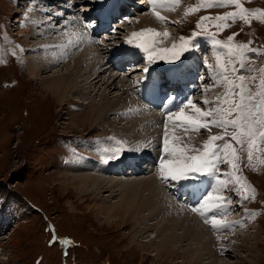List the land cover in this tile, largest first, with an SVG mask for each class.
<instances>
[{"label":"rangeland","instance_id":"obj_1","mask_svg":"<svg viewBox=\"0 0 264 264\" xmlns=\"http://www.w3.org/2000/svg\"><path fill=\"white\" fill-rule=\"evenodd\" d=\"M62 1L66 3L64 0H55V3H48V7L55 12L62 7ZM103 1L72 0L70 9H74L77 16L82 14L79 17L82 18L85 24L84 30L91 29L90 27L99 25L100 22L107 21L106 23H108V20L112 18L106 13L113 8L106 7ZM113 1L118 3L119 0ZM139 1L135 0L136 3L131 4L133 7L131 15L134 18H132L133 16H127L126 11L129 12L130 8L126 9L125 7V12L118 15L119 19L117 18V22L115 20L116 23H113L116 18L113 17V21L109 22L110 25L107 24L106 28L100 30L101 32H106L100 35H93L91 39L85 37L90 39L91 42H98L95 43L97 49L93 53L97 54L94 56L102 61L100 63L102 75L107 78H119V82L123 81L121 84H124L125 77L122 74H118L115 66L112 65L110 67L113 62H110V65L103 64L106 56L99 47L102 45L101 47L103 48L112 49L126 47V45L135 46L131 47V49H134L133 56L135 59L132 63V68L126 69V73H130L134 69H142L147 63H150L149 61L142 65L140 62L137 63L136 56L140 51L136 45L140 43V40H134L135 43L133 42V44H128L127 42L132 38V34L135 33H127L129 29L131 31L135 29L131 21L138 18L141 14H147V11L150 10L142 8V4ZM126 2L124 3L125 5L127 4ZM215 2L216 0H179V11L184 13L180 14V17L175 16V19H171L164 24L160 23L159 20L154 28L157 30H153V32H159L161 35L160 40L157 36L149 34V37L151 36L157 42L158 50L167 49L169 52L173 50L181 51V45L184 44V41L191 40L196 35L211 34V37L206 38L211 41H208V46H211L210 49L208 48V52L211 51L209 54L211 55V60L205 57V64L202 67L209 76L205 77V79L210 80L211 72L212 76L220 82L222 92L215 99L211 98L208 92L215 89L211 88L214 87L213 80H211V84L202 86L204 92H202L203 90L200 87V91L197 92L199 95L195 106L202 111L210 110L211 106L213 109L218 106H224L223 99L229 87L224 80V76L227 75L228 79L233 80L240 74L239 72L231 71L232 65L235 64L238 69L241 61V56L236 51L237 45L246 44L249 49L256 50L255 55L251 51H246V59L244 60L246 70L243 75L246 79L256 78V83L250 85L252 91L254 93L260 91L261 81H264V55H262L264 54V0H241L242 7L249 10L246 15L250 23L241 19H218L228 13H239L241 8L234 4L216 7L204 6ZM44 7H46L44 0H0V264H166L165 260L164 263L160 259L161 255L156 258L150 256L151 253H148L146 249L145 251L142 250L146 242L144 243L141 240L140 233L142 229L140 228L143 227L142 225L146 221L140 227L136 226V230H134L133 225L134 223L136 224L137 219L140 222L142 218H146V215H148V210L145 209L148 207H142V203L140 205V201L144 200L143 198L138 199L139 203L136 202V206L133 207L134 213L132 218H130V223L127 221L119 223L121 222L120 218L110 215V210L113 211L115 208H118V211L124 210L122 206L128 200L124 193H120L121 191L113 194L112 192L100 193L98 197L82 195L83 182L85 181L82 178L86 177V175H82L85 173L82 168L86 165L84 163L86 162L85 157L82 156H84L86 149L83 146L84 149L79 150L82 142L83 144L96 142L104 146L101 148L100 152L102 154L99 159L101 168L99 170L103 174H110L112 166H104L105 153L115 152L122 145L119 156L108 160V162H119L124 161L125 154L127 156L130 151L123 139L116 136L115 126L117 125L112 121L115 117L114 113L112 116L106 114L104 119L91 126V124L96 122L95 117L93 121H91L92 119L83 121V116L79 115L82 112H86L78 104V102H86L83 96L75 92L72 93L70 90L66 93L65 99L68 98L72 102L62 108L63 103H60V100L61 98L63 99L62 93L63 95L65 94L62 90L70 87V85H65V87L63 85L60 91L54 89L52 92L47 93L42 87L49 85L50 74L41 72V76H35L36 78H32L29 75V66H35L31 59L37 56L35 51H29L26 48V41L29 42L31 47L36 48V46H33V43H36L33 42L35 41L34 38L29 35L31 24L37 32H42L45 29L53 35H58L59 32L55 25L48 22L47 17H42ZM193 8H198V10L190 11ZM99 10L100 12L94 13V11L97 12ZM85 11L92 15H85ZM62 13L65 14V12ZM31 14L43 19V24L36 25V23H33L31 20L36 17L28 18ZM188 14H192L194 16L193 19H195L189 20ZM23 16L25 17L23 18ZM130 18L132 19L129 20ZM62 20L63 23L61 24L63 25L66 20L64 18ZM83 22H79L77 26L78 28L80 27L79 29L84 35H87L86 31H82ZM109 27L113 29L109 31ZM121 28L124 30L121 31ZM162 28L166 31L161 30ZM168 30L176 33L175 36ZM140 32L142 31L138 33ZM122 33L123 35L120 39L112 40V37ZM164 33H168V35L164 36ZM176 35L178 38L174 40L173 37H176ZM108 37L110 40H108ZM229 37H233V39L229 41ZM182 38L184 39L182 40ZM196 42L200 44L199 40L194 43ZM104 43L106 44L105 46H103ZM174 46H176L175 49ZM185 47L187 50L183 52L182 57L179 59L166 54L163 62L160 61L162 59L159 56H155L152 62L159 64L162 62L161 65L164 68H168L178 64L181 60L183 61L188 55L196 54L194 51H199L201 55L203 54L198 46L195 49H192L190 44L185 45ZM143 57L147 58V54L144 53ZM197 57L191 60H197ZM113 61L116 62V56ZM130 64L128 63L127 65L130 66ZM135 64L136 67L134 68ZM225 67L229 69L227 73L224 71ZM113 68L115 71H111ZM179 72L180 69L177 68L171 70V73L176 75L175 78L180 77ZM132 73L130 76L132 77V83L130 85L133 88L138 74L132 76ZM91 74L84 72L81 78L85 79ZM169 75L170 73L168 72L166 77L171 79ZM130 77L127 75V81ZM43 82L47 85H43ZM236 82L239 83L238 80ZM192 83L195 82L193 81ZM60 84L58 83L59 86L62 85ZM105 87L101 83L98 84V82L92 87L91 90L94 91L91 94L92 99H90L92 103H101L102 107L104 103L113 104L116 95L121 97L117 105L128 98H131L134 103L139 102L131 91L124 94V91L116 90L110 95L111 90H105ZM100 91L107 94L105 102L99 97L102 94ZM217 98L220 99L218 100ZM233 99L236 102L239 100L238 97H233ZM204 100H208V103L205 104ZM169 101L172 107H175L176 100L174 96H171ZM88 106L84 104L82 107L86 109ZM145 108L149 107L145 105ZM167 110L168 108H162L161 117L168 114L166 113ZM174 116L176 126H173V128L180 129V121L176 119L175 113ZM194 118L202 119V122H204L205 119L211 121L220 117L213 114V116L207 118H200L199 116ZM105 119L106 121H104ZM213 126L211 124L207 129L202 128L204 130L203 135L211 133L212 135L208 134L210 137L223 136V139L215 141L213 146H222L226 142H231L236 154L239 156L238 161H233L232 159L229 161L228 158L231 157L232 152L229 149L227 162H224L223 150L220 153L221 162L219 163V174L217 173V176L219 179L228 182L226 190L221 189L217 192L215 189L219 185L214 180L206 179L204 182H197L201 185L206 184L203 189L209 191V193L207 192L209 197H224L221 200V204L224 207L218 210L216 217L226 213L229 215H227L229 218L227 225L229 222L232 223V221L238 224L235 232L228 233V229L226 231L228 235L225 238L226 249L222 257L224 260L223 264H264V162H262L264 161V142H260V145L256 142L252 150V160L249 162V138L242 136L243 143H238L232 139L233 134L237 131L236 129L232 127L224 129L217 126V128H214ZM158 130V133H162L165 136V128L158 126ZM122 133L124 134V131ZM146 134L147 132H145ZM167 134L169 133L167 132ZM210 137L201 136L197 139L203 145L199 147L200 152L195 155L205 150V145L210 140ZM117 138L121 139L122 142ZM124 138L128 141V133L124 134ZM138 140V142L135 141L131 144V147L135 148L136 151L141 148V139ZM167 140L168 151L164 149L165 140L161 139V144L160 142L153 143L155 147L152 146V150L147 152L148 155L151 154L150 157L158 158V155L161 156L163 154V157H166L169 154H173L171 149L180 148L174 136L170 137L167 135ZM105 144H107V147H105ZM143 150L141 149V151ZM144 157L147 158L148 156ZM150 159L147 158V160ZM165 161H169V159L166 157ZM92 162L95 161L92 160ZM233 162L238 164V169H233ZM225 163L228 171L221 170L225 167ZM119 164L114 163L113 165ZM150 165L154 166V164ZM126 167L129 168V166L125 165L124 169ZM234 171L235 176H229V173ZM129 173L118 175V177L121 179L126 177H146L147 179L153 175V173L143 172L132 176ZM75 177H79L81 180H76ZM237 177L240 179L237 180ZM84 183L87 184L86 181ZM161 183L163 189H165L164 180ZM193 184L195 185L196 183ZM194 189L196 190L195 186ZM203 189L197 188L198 192ZM231 192L234 195H231ZM236 194L241 199L240 203L237 201L239 198L235 197ZM123 196L125 199L122 198ZM202 196H204V192ZM144 197H146V193ZM130 200L132 202L133 198ZM144 205H147V203H143ZM136 215L138 218L134 217ZM238 218L240 219L237 220ZM132 219L136 220L133 222ZM149 220L147 219V221ZM154 222L156 220L152 219V223ZM51 223L55 225L57 237L61 239H63L62 237H72L75 241L67 252L64 251L62 245L57 241L54 242L53 246L49 243L52 235L47 233V227L48 225L51 227ZM238 229L241 231L238 232ZM222 233H225V231ZM160 240V238L159 240L157 238L156 243H159ZM189 248H191L192 252H195L198 250V245L193 241L176 245L175 249L179 253L178 257ZM176 255L174 254L173 258L168 259L167 264H178V259L181 258H177ZM207 262H210V260L207 261L205 259L202 264Z\"/></svg>","mask_w":264,"mask_h":264},{"label":"bare ground","instance_id":"obj_2","mask_svg":"<svg viewBox=\"0 0 264 264\" xmlns=\"http://www.w3.org/2000/svg\"><path fill=\"white\" fill-rule=\"evenodd\" d=\"M64 1L66 3L62 1V7L60 9L62 10V12H65V14H63L59 8L58 10L56 9L57 11L53 12V9L48 7V3L49 4L55 3V0H44V5L46 7H44L43 9L42 17H47L48 22L52 23V25H55L56 29L59 31L58 35L50 34L51 32H48V30L46 29L42 32H37L35 29H33L34 26L31 24V29H30L31 31L29 32V35L34 38L35 41L33 42L36 43H33V46H36V48L31 47L29 45V42L27 41H26V48L29 51L30 50L35 51L37 56H34L31 59L32 62H34L35 66H33L34 68L32 66L31 67L29 66V70H28L30 72L29 75L32 78H36L41 76V72L45 74L49 73L51 78L50 83L48 86L42 87V89L45 90L47 93L52 92L54 89L60 91L63 85L64 87L65 85L67 86L70 85V87H67L65 90H62V92H65L64 95L62 93L63 99L62 98L61 100L59 99L60 103H63L62 108L64 106L69 105L72 102V100L68 98L65 99L67 95L66 93H68L70 90L72 91V93L75 92L76 94L83 96L86 102L85 103L78 102V104L81 105L80 107L86 112H82L79 115L83 116L82 118L83 121L90 119H92L91 121H93L95 117L96 122L91 124V126L98 123L99 120L104 119L106 114L112 116L114 113L115 117L113 118L112 121L113 123L115 122L117 125L115 126L117 133L116 136L123 139L124 143H126L130 151L127 156L125 154L124 161H119V162L110 161L104 163V166H108V165H112V166H111L110 174L109 173L103 174L100 173L101 170H99L101 169L99 164V159L102 154L100 152L101 148H103L104 146H101V144L96 142H89L84 144L82 142L83 145L82 144L80 145L79 150L81 151V149H84V147L87 150V152L86 150L84 151L83 154L84 156H82L85 157V161H86L84 162L86 165H84V167L82 168L85 171V173L82 175L84 176L86 175V177L82 179L87 182V184L84 183L85 181L83 182L84 187H82L83 192L81 190L82 195L83 196L93 195L95 197H98L100 193L102 194V193L112 192L113 194L118 191H121L120 193L122 194L124 193V195L128 199L126 201L124 200L125 204L124 206H122L124 207V210L118 211V208H115V210L113 211L110 210L111 211L110 215H115L118 218H120L121 222L119 223H123L125 221L130 223V218H132V215L134 213L133 207L136 206V202H138V199L143 198L144 200L140 201V205L142 203V207H148L145 208L148 210V215H146V218L145 217L142 218L140 222L137 219L136 224L134 223L133 225L134 230H136V226L140 227V225L146 221L142 225L143 227L141 226L142 228H140L142 229L140 233L141 240L144 243L146 242L142 250L145 251L146 249L148 253H151L150 256H154L156 258H159L160 257L159 255H161L160 259L163 262L165 260L166 264L168 259L173 258L174 254H177L176 255L177 258L182 259V260L178 259L179 260L178 264H202L205 259L207 261L210 260V262H207L206 264H223L224 260L222 257L226 249L225 238L228 235V233L235 232L236 228L238 227V224L232 221V223L230 222H229L230 224L228 223V227L230 228L225 227L217 230L213 228L211 222H206V218L210 220L212 217V212L208 210L207 207L204 208L201 207L204 203V201L201 199V195L203 194V192L204 194L207 192L209 193L208 190L203 189L206 184L201 185L200 183H196L194 185L192 182H189L188 184L180 185L173 181H168L166 184L164 181V186L166 188L164 187L165 189H163L161 183L162 179L160 176V167H159L161 161H165L166 157L169 160H173V161L177 159H183V156L181 154L179 153L169 154L166 157H163L162 154L161 156L158 155L157 156L158 158L155 157L152 158L150 157L151 154L148 155L147 153L149 152V150H152V146L155 147L153 144L154 142L156 143L160 142L161 144L162 143L161 139L165 140V136L162 135V133H158L159 131L158 126L160 128H165L169 133L167 134L168 136L170 137L174 136L176 138L178 144L180 145V148L185 149L184 155H195L196 153L200 152L199 147H201L203 144L198 142L197 139H199L201 136L210 137L209 135H212L211 133H207V135H203L204 130H202V128L194 129L195 127H197L195 125H189L186 129L184 125L188 123L187 121H182L183 123L180 121L179 123L181 127L180 129L173 128V126H176L174 112L172 115V119H168V114L161 117L162 108L169 109L170 107H172L171 102L169 101L171 96H174L176 100L175 107L180 105L182 102H185L186 98L189 97L192 99V101L195 104L197 102L196 101L197 96L199 95L197 94V92L200 91V87L203 90L202 86H204L205 84L206 86L211 84V80L214 81V87L211 88H215V89L210 90V92L208 93H210L212 99H215V97L219 96V93L222 92L220 88L221 87L220 82L217 81L214 78V76H212L211 72H210L211 74L210 80L205 79V77H207L208 75L207 73L204 72L202 67L205 64V57L208 58V60H211V57H208V54L207 56L203 54L201 55L199 51L198 52L196 51L198 53L197 60L188 61L186 65L180 70L179 72L180 77L178 78H175L176 75L174 73H171L170 71L169 77H171V79H168V77L161 75L162 70H160V66H163L161 65L163 59L160 60L162 61L160 62V64L155 62L147 63L146 66L142 69L138 68V69H134L132 71L133 73L132 72L126 73L124 69L121 70V68L122 65L126 66V64L132 63L134 61V58L132 56L134 49H131V47H135V46L126 45V47L123 46V47L108 49L101 47L102 46L101 45L99 48L104 51L106 56L104 57L103 64L110 65V62H113L110 67H112V65L115 66V69L118 70V74H122L125 77L124 84H121V82L123 83V81L119 82L118 81L120 80L119 78L117 79H114L112 77L107 78L102 75L101 64H100L102 63V61L98 60L99 58L97 57L98 58L97 59L94 56L97 54L93 53L94 50L97 49L95 43L98 42L97 41L91 42L90 39L93 35L96 34L100 35L101 33L106 32V31L101 32L100 30L106 28L107 24L110 25V23L113 21V17H116L113 21V23H116L119 19L118 15L125 12L124 10L125 7L126 9L128 7L130 8L129 12L126 11V13L128 14L127 16L129 17L133 16L131 15V10L133 8L131 4H135L136 3L135 0H119L118 3H114L113 0L112 1L104 0L103 4H105L106 7L109 6L110 9L113 8L111 9V11L106 13V15L109 14V17L112 18L108 20V23H106L107 21L100 22L99 25H94L90 27L91 29L88 28L86 30H84L85 24L82 18L79 17L82 14L77 16V13L74 11V9L72 8H71L72 10L70 9L72 0H67V1L64 0ZM125 1H127L126 5L124 4ZM140 1L139 3L142 4V8H146L147 10L148 9L150 10L147 11L148 12L147 14L144 15L141 14L140 16H138V18L133 19L131 21L133 22L134 24L133 27L135 29L133 31L129 29V31L127 32L129 34L132 32L138 33L139 31H144L147 29L157 30L154 28L159 22V20L160 23L164 24L166 22H169L171 19H175V16L180 17L179 15L184 13L179 11V3L174 4L172 0H157L156 4H153L152 0H142V2ZM98 12H100V10L97 12L94 11V13H98ZM85 13H86L85 15L87 16L92 15L91 13H88V11H85ZM156 13H159V16L163 17L164 19L162 20L158 18ZM33 16L36 17L35 15L31 14L28 18L30 17L34 18ZM188 16H189V20L191 21L195 19V18L193 19L194 16L192 14L191 15L188 14ZM24 17L25 16H23V18ZM62 18L66 20L63 25L61 24L63 23ZM132 18H134V16ZM132 18H130L129 20H131ZM31 21L33 23H36V25L43 24V19L38 17L32 19ZM79 22H83L82 31L83 32L86 31L87 35L89 36L84 35L79 29L80 27L78 28L77 25ZM59 27H61L63 30ZM112 29H110L109 27V31ZM123 30L124 29L121 28V31ZM161 30H164V28H162ZM168 32L172 33V31L169 30ZM175 34L176 33L174 32L172 33L173 36H175ZM122 35L123 33L117 34L116 36L112 37L113 38L112 40L114 41L116 38L120 39ZM85 37L90 39H87ZM157 37L160 40L161 35ZM149 38L151 39V36ZM173 38L175 40L178 38V36L176 35V37ZM108 40H110L109 37ZM105 45L106 44L104 43L103 46ZM195 45L200 47L201 42L200 44L199 42H196ZM114 55L116 56V62L113 61L115 57ZM136 58H137V63L140 62L141 65L147 62L146 58L143 56L137 55ZM72 65H74L73 68ZM145 68L148 69L147 72H145ZM74 69H76V71H74ZM115 69L113 68L111 71H115ZM84 72L86 74L89 73L92 74L87 76V78L82 79L81 75ZM119 72H124V73H119ZM131 73L132 76L134 75L136 76L138 73H141L140 75L138 74L137 77L138 81L136 84L134 83L133 88L130 85V83H132L131 82L132 77H130ZM127 75L130 77L128 81H127ZM117 81L119 84L117 83ZM193 81L195 83L191 84V82ZM97 82L98 84L101 83L103 87L106 86L105 90L108 89L111 90V93L109 92L110 95L114 93L116 90L124 91V94L125 92L130 93L131 91L132 94L135 95V97L137 98V100H139L140 103L139 102L134 103V101L131 98H128L127 100H124L121 104L117 105L121 97H119V95L118 96L116 95L114 97L115 102L113 100L114 102L113 104L104 103L103 107L101 103L94 104L92 103V101H90V99H92L91 94L92 92H94L91 89L93 86H95ZM58 83H61L62 85L60 84L61 86H59ZM44 84L45 83L43 82V85ZM202 92H204V90ZM106 95L107 94L103 92L99 97L105 102ZM204 101H208V100H204ZM84 104L87 106L89 105L88 108L84 109L82 107L84 106ZM140 104L142 105L140 106ZM138 105L139 107H137ZM145 105H147L149 108H145ZM116 107L117 109H115ZM175 107L172 108L174 109ZM210 109H213L212 106L210 107ZM194 111L195 108L192 105H187L184 108V114L186 116L194 115L195 113ZM166 113H168V110ZM104 121H106V119ZM213 127L217 128L215 125ZM123 131L124 134L128 133V141L125 140L124 134L122 133ZM145 132H147L146 135ZM119 138L117 139L120 142H122V140ZM138 139H141V146H140L141 148L138 149L139 151H136L135 148L131 147V144H133L135 141L138 142L139 141ZM105 147H107V144H105ZM141 149L144 150L141 151ZM194 150H199V151H194ZM144 156L146 157L148 156L147 158L148 159L151 158V159L147 160V158H145ZM231 159L232 157L228 158L229 161ZM92 160H94L95 162H92ZM114 163H120V164L114 166L113 165ZM150 164H154V166ZM125 165L129 166V168L126 167L124 169ZM226 165L227 164L225 163L224 165L225 167H223L221 170L223 169L227 170ZM143 172L153 173V175L147 179L146 177L145 178L126 177L122 179L118 177V175H124L127 173L133 176V174H137V173L139 174ZM217 173L219 174L218 169H217ZM75 178L76 180H81L79 179V177H75ZM206 179L207 178H204L202 182H204V180ZM198 185L200 186L198 187ZM194 186L196 187V190L194 189ZM227 187H228V183H227ZM197 188H202L203 190L198 192ZM145 193H146V197H144ZM231 195H234V193L231 192ZM235 197L239 198V195L236 194ZM122 198H124V196ZM131 198H133L132 202L130 200ZM148 201H150L151 203ZM237 201L240 203L241 199L239 198ZM143 203L144 204L147 203V205L143 206ZM194 207L198 210H193ZM137 215L134 217H137ZM227 215L228 214L226 213H222L219 217H215V218L227 225V222L229 221L228 218L229 215L228 216ZM233 217L236 218L235 216ZM240 218H238L237 220H239ZM147 219L148 220L150 219L149 220L150 222L147 221ZM152 219H155L156 222L152 223ZM134 220L136 219H132L133 222ZM227 229H228V233L226 232ZM239 229L238 232L241 231ZM223 231H225V233H222ZM178 232L179 234H177ZM157 238L158 240L159 238L161 239L159 243H156ZM189 241L196 242V244L198 245V250L192 252L191 248H189L186 252L182 253L181 256L178 257L179 253L175 249V246L180 243L181 244L188 243Z\"/></svg>","mask_w":264,"mask_h":264},{"label":"snow or ice","instance_id":"obj_3","mask_svg":"<svg viewBox=\"0 0 264 264\" xmlns=\"http://www.w3.org/2000/svg\"><path fill=\"white\" fill-rule=\"evenodd\" d=\"M174 4H178L179 0H172ZM153 4L157 3V0H152ZM225 4H234L237 7L241 8L239 13H228L223 17H219L218 19L226 20V19H241L248 21L246 13H248V9H245L241 5V0H216L213 4H206L204 6H224ZM198 8L190 9V11H196ZM158 18L164 19L159 16V13H156ZM204 19V18H202ZM90 26V25H89ZM149 34L153 36H159V33H154L153 30L147 29L140 33H133L132 38L127 42L128 44H133L134 40H140V43L136 45L137 48L143 49V52L147 54V59L151 63L155 56H159L161 59H164V56L171 55L174 58H181L184 51H186L185 45H191L192 49H195L196 45L190 39L184 41V44L181 45V51H171L164 49L158 50L157 42L154 39L149 38ZM168 33H164V36H167ZM184 38H182L183 40ZM233 37H229V41H231ZM219 43V42H218ZM176 46H174L175 49ZM236 51L241 56V61L239 64V68L237 69L236 65L233 64L231 71L239 72L240 74L236 77V79L230 80L228 76H224V80L228 84V91L223 99L224 106H218L215 109H210L208 111H202L200 108L196 107L192 99L186 98L185 102H182L180 105L176 106L174 109H168V119H172L173 112L176 114V119L178 121H187L188 123L184 125L187 129L189 125H195L198 128L207 129L209 124H213L217 127H221L227 129L228 127H232L237 131L233 134L232 139L236 140L238 143H243L241 137L247 136L249 138V154L248 160L251 162L252 160V150L257 140L260 142H264V81H261V90L258 92H253L252 87L250 85H254L256 83V78H249L243 75L245 69L244 60L245 52L251 51L253 55H255V49H249L248 45H237ZM264 55V54H262ZM250 59V58H247ZM148 69L145 68V72ZM225 73L229 71L227 67L224 68ZM239 81V83L236 82ZM233 97H238L239 100L233 99ZM218 100L220 98H217ZM205 104L208 101H204ZM187 105H192L195 108L194 115L186 116L184 114V108ZM213 114L218 115L219 119H213L211 121H207L206 119L202 122V119L194 118L195 116H199L200 118H207L213 116ZM231 117V118H229ZM223 136H213L210 137V140L205 145V150L198 155H184L185 149L183 148H173L171 152L173 154L179 153L183 156V159L177 160H169V161H161L160 163V176L161 179L165 181L167 184L168 181L176 182L180 185L188 184L189 182L197 183L202 182L204 178L214 180L219 185L215 190L219 192L221 189H227V181L221 180L217 176V169L219 163L221 162V151L223 150L225 160L227 162L228 150L231 149V157L233 161H238L239 156L236 154L235 149L231 142H226L224 145H215L214 142L217 140H222ZM122 145L120 148H117L115 152L105 153L104 162L107 163L109 159H113L119 156ZM164 149L168 151V140H167V130L165 131V141H164ZM199 151V150H194ZM264 162V161H262ZM232 167L234 170L238 169V164L233 162ZM229 176H235V171L229 173ZM240 178L237 177V180ZM246 179V178H245ZM247 198V197H243ZM204 201L202 208L207 207L208 210L212 211V217L209 220L206 218V222H211L214 229H220L228 227V225L223 222L217 220L215 217L218 214V210L224 207L221 204V200L224 197H209L207 193L201 197ZM193 210H198L194 207Z\"/></svg>","mask_w":264,"mask_h":264},{"label":"trees","instance_id":"obj_4","mask_svg":"<svg viewBox=\"0 0 264 264\" xmlns=\"http://www.w3.org/2000/svg\"><path fill=\"white\" fill-rule=\"evenodd\" d=\"M0 98H1V96H0Z\"/></svg>","mask_w":264,"mask_h":264}]
</instances>
